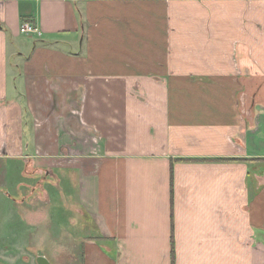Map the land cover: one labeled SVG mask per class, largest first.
<instances>
[{"label": "crops", "instance_id": "crops-1", "mask_svg": "<svg viewBox=\"0 0 264 264\" xmlns=\"http://www.w3.org/2000/svg\"><path fill=\"white\" fill-rule=\"evenodd\" d=\"M1 197L5 262L264 264V0H0Z\"/></svg>", "mask_w": 264, "mask_h": 264}, {"label": "rangeland", "instance_id": "rangeland-1", "mask_svg": "<svg viewBox=\"0 0 264 264\" xmlns=\"http://www.w3.org/2000/svg\"><path fill=\"white\" fill-rule=\"evenodd\" d=\"M2 200H5V201H2ZM13 207H14V205L10 201H8V199H6L5 197H1V199H0V211L1 212L8 211ZM51 207H54V208L51 211H49L50 217L56 210L57 211L59 210L58 211L59 221L56 223V226L58 227V229H60L62 227V225L69 232H70V230L77 229L78 225L76 226V228H73V226H71L70 219L75 220L79 223L81 220V217L79 214H76L74 212V210L71 208V206L69 204L64 203V201L61 200V201H57V203L54 206L51 205L49 208H51ZM81 222H82V220H81ZM8 224L10 226H12L13 222L9 220ZM51 247L52 246H50L49 249H51ZM33 249L31 250V251H33L31 254L35 255ZM49 249H46L47 253H48ZM7 256L8 257H14L12 255L11 256L7 255ZM36 260H37V258L35 259V262H36ZM0 264H22V263L21 262H15L14 260L11 262H5V261L0 260ZM62 264H66V263H62Z\"/></svg>", "mask_w": 264, "mask_h": 264}, {"label": "built area", "instance_id": "built-area-1", "mask_svg": "<svg viewBox=\"0 0 264 264\" xmlns=\"http://www.w3.org/2000/svg\"><path fill=\"white\" fill-rule=\"evenodd\" d=\"M20 33L21 34H26V35H35V36H40L39 30L35 27L34 24H31L29 22H24L20 26Z\"/></svg>", "mask_w": 264, "mask_h": 264}, {"label": "water", "instance_id": "water-1", "mask_svg": "<svg viewBox=\"0 0 264 264\" xmlns=\"http://www.w3.org/2000/svg\"><path fill=\"white\" fill-rule=\"evenodd\" d=\"M36 264H50L46 258L40 256L36 260Z\"/></svg>", "mask_w": 264, "mask_h": 264}, {"label": "trees", "instance_id": "trees-1", "mask_svg": "<svg viewBox=\"0 0 264 264\" xmlns=\"http://www.w3.org/2000/svg\"><path fill=\"white\" fill-rule=\"evenodd\" d=\"M170 255H171V264H174L175 255H174V247L173 246L171 247Z\"/></svg>", "mask_w": 264, "mask_h": 264}]
</instances>
